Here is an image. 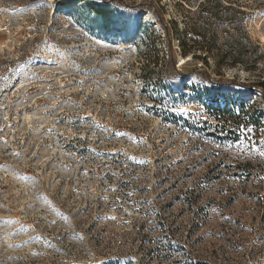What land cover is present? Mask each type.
<instances>
[{"label": "rangeland", "instance_id": "1", "mask_svg": "<svg viewBox=\"0 0 264 264\" xmlns=\"http://www.w3.org/2000/svg\"><path fill=\"white\" fill-rule=\"evenodd\" d=\"M220 1L257 67L174 40L208 76L165 95L146 44L208 0H0V264H264V0Z\"/></svg>", "mask_w": 264, "mask_h": 264}, {"label": "trees", "instance_id": "2", "mask_svg": "<svg viewBox=\"0 0 264 264\" xmlns=\"http://www.w3.org/2000/svg\"><path fill=\"white\" fill-rule=\"evenodd\" d=\"M212 1L208 0V4L200 5L198 22L185 27V31L182 33L178 32L179 28L176 20H172V23L165 21L163 17L157 20L166 43L160 44L162 36L152 32L153 42L146 44L145 53L142 55V70L144 72L143 78L149 79L150 85L159 87L158 93L168 95V85L172 86L175 83V76H181L182 78H186L191 74L208 76L207 68L205 69L197 62L185 63L182 67H177L173 55L174 40H178V47L184 58L191 56L195 61L201 60L208 68L210 67V58L216 59L219 71L225 66L230 68L242 67L246 71H252L257 67L256 59L262 55L260 46L253 44L251 40L244 42L245 38H243V42L242 40H236L239 32L236 31L235 27L230 33L231 42L226 46V50L225 46L217 45L219 35L216 30V21L225 15L223 11L228 14L226 15L227 18L235 16L236 12H230V10H233L231 5L223 6L220 0ZM251 53L254 55L253 59ZM183 87L187 88V85L183 83ZM214 110L216 113L226 112L219 107L214 108ZM216 117V120H219L217 115Z\"/></svg>", "mask_w": 264, "mask_h": 264}]
</instances>
